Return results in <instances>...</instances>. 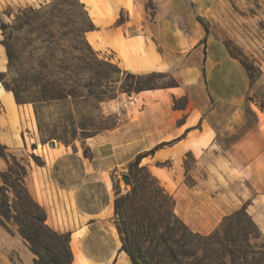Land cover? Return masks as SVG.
<instances>
[{
	"label": "rangeland",
	"instance_id": "1",
	"mask_svg": "<svg viewBox=\"0 0 264 264\" xmlns=\"http://www.w3.org/2000/svg\"><path fill=\"white\" fill-rule=\"evenodd\" d=\"M79 1L84 4L90 18L100 15L105 4V0H88L94 12L87 8L84 0ZM106 1V12L117 14L114 26L124 24L131 16L138 23L140 31H143L140 32V36H147L151 42L163 43L164 47H167L173 43L177 44V36L180 37V57L173 59V65L169 69L154 71L162 73V76L154 78L157 84L168 85L174 81L180 83L182 76H179V73L192 72V63L196 62V58L195 56L189 58L188 53L195 38L194 30L197 29L201 35L197 43L200 45L197 55L199 62L197 72L200 74L199 84L202 85V78L205 80L203 97L213 110L207 119L218 132L216 142L201 154L193 155L187 152L181 159L151 161L153 169L163 167L178 173L179 180L169 186L170 191L176 185H182L187 190L183 198L184 205L181 209L175 210L176 214L193 233L199 235L211 233L218 227L224 216L243 205L246 206L247 211L249 204H256V210L261 209L264 214V196H260L255 202L252 200L256 195L264 193V137L257 131L262 128L255 109L264 114V0ZM45 2L49 0H0V22L7 26L5 36H8L18 57L15 62L17 66H37L39 61L29 59L28 51L32 50L33 46L39 45L40 41H36L31 47H23L26 44L25 29H17L14 14L19 8L39 7ZM197 18L201 23L197 21ZM162 27L163 29H160ZM161 32H164L162 38ZM157 33L160 37L155 36ZM3 39L4 35L0 29V47L4 50L0 56V86L2 88H4L2 81L11 82L13 78V74L7 73V56L2 43ZM88 43L90 44L89 41ZM60 44L64 49L68 46L65 41H61ZM90 46L92 47L91 44ZM158 48L161 47L158 46ZM92 49L96 51L93 47ZM41 52L42 49H38L34 51V54L37 56ZM96 52L99 58H109L112 62H116L112 51ZM58 54V58L62 59L61 53ZM206 54L209 55L207 66L204 65ZM222 55L229 64L227 90L219 86L220 69L216 62L221 60ZM59 63L60 61L55 62V64ZM69 63L73 67L80 65L78 59L70 60ZM150 72L153 71L141 73ZM189 74H186L184 79L191 80L192 76ZM88 76L84 75V79L87 80ZM117 76L121 79L123 74ZM95 85L96 88L105 89V86L97 83ZM117 86L118 84H112L111 88H117ZM6 91L14 98L11 90ZM127 96L134 98L136 94L128 95L120 92L116 98L101 102V115H95L96 112H90L89 108L82 109V106L77 107L80 112L78 115L72 104L64 109L50 106L44 108L42 113L45 121L52 124L62 113L61 111L67 113L72 108L73 115H77L78 118L92 115L95 124L106 126L111 124L110 115L114 113H117L122 121H126L130 112L125 106L118 107L117 99ZM194 96L200 100V94L194 92ZM174 98L175 100L172 99L173 108V102L177 106L188 103L185 95ZM143 105L139 102L134 106L136 116L139 115L138 111ZM233 111L236 117L226 123L227 117ZM4 112V107L0 103V116H4ZM7 118L9 122L13 121L15 126L13 129L0 126V142L8 147L7 151L14 155L17 161L25 165L27 172L25 182L28 191L44 208L46 224L55 231L73 233L70 236L69 245L73 255L74 252L79 255L77 264H91L82 257L77 238L90 237L97 241L101 240V244L109 241L112 247L115 243L120 246L114 226L113 198L115 189L119 188L122 193H125L130 188L123 180V176L128 175V163L108 168L106 171L102 170L106 168L97 157L95 143L91 139H88L90 143H86L88 137L83 141L76 140L74 144L68 146L54 140L55 145L49 146L50 140L42 138L39 134L31 103L18 104L15 101V108L13 112L8 111ZM2 122L5 125V121ZM48 128L51 129V125ZM222 129L223 133H219ZM106 131L105 129L99 133ZM5 138H8L9 142L5 141ZM8 160L12 162L9 156ZM147 160L148 158L143 159L140 165H146ZM232 166L239 171L247 166V174L243 176L236 173V170H232ZM6 168L5 160L0 158V170ZM106 176H108L107 180L102 181ZM246 188L252 190L253 194L240 203V190H246ZM247 213L250 215L248 211ZM258 214L261 215L260 212ZM89 218L100 219L90 230L86 226ZM254 222L258 226L256 220ZM7 226L6 231L27 246L18 233L17 225L9 222ZM258 228L262 233L260 240L264 241V226L261 228L258 226ZM227 244L232 246L229 242ZM236 245L240 249V242ZM213 248L215 251H209L207 255H202V251L199 250L196 257L182 258V264H240V257L231 258L226 253L221 256V249L217 246L216 250L214 245ZM118 251L115 250L110 264L114 262L130 264L126 253L124 251L118 253ZM41 253L44 258L49 255V252L43 249ZM33 256L37 258L36 255L33 254ZM250 264H254L253 261Z\"/></svg>",
	"mask_w": 264,
	"mask_h": 264
},
{
	"label": "trees",
	"instance_id": "2",
	"mask_svg": "<svg viewBox=\"0 0 264 264\" xmlns=\"http://www.w3.org/2000/svg\"><path fill=\"white\" fill-rule=\"evenodd\" d=\"M197 21L200 22L199 18ZM17 29L24 30L23 46L31 47L36 41L40 44L28 51L29 59H37V66H17L18 57L8 38L7 26L0 22L4 35L2 43L7 56V73L13 74L11 82L2 81L6 90H11L15 101L31 103L40 136L56 140L64 145H72L76 140L83 141L102 130L114 129L122 121L117 113L110 115L109 125L95 124L92 115L78 118L72 108L62 113L50 124L42 113L44 108L68 105L89 108L95 115H101L100 103L114 99L120 92L128 95L143 90L175 87L179 83L163 85L154 82L161 72L134 73L122 69L111 59H101L86 39V32L96 26L89 17L84 4L79 0H49L39 7L19 8L14 14ZM201 23V22H200ZM61 41L68 43L64 49ZM42 49L35 56L34 51ZM61 53L62 59L58 58ZM78 59L80 65L73 67L70 60ZM60 61L59 64H55ZM89 75L84 79V75ZM123 74L120 79L117 75ZM114 78V79H113ZM105 89L96 88V83ZM118 84L117 88H111ZM173 100L175 98L173 97ZM174 109H183L173 102ZM51 125V129L48 128ZM169 142H161L146 152H140L127 164L129 190L122 193L115 189L113 198L114 226L120 240L119 251H124L130 264H182V258L189 259L207 255L221 249L231 258H239L240 264H264V241L261 231L246 206L223 217L221 223L211 233H193L175 212V199L147 165H140L144 157ZM0 142V158L7 168L0 170V225L8 230L7 223L17 225L18 233L29 250L37 256L33 264H70L73 260L70 232H59L46 224V212L28 191L25 177L26 167L7 151ZM11 157L12 162L8 160ZM229 242L232 246H228ZM240 242V249L236 247ZM239 245V244H238ZM41 249L48 251L44 258Z\"/></svg>",
	"mask_w": 264,
	"mask_h": 264
},
{
	"label": "crops",
	"instance_id": "3",
	"mask_svg": "<svg viewBox=\"0 0 264 264\" xmlns=\"http://www.w3.org/2000/svg\"><path fill=\"white\" fill-rule=\"evenodd\" d=\"M84 2L89 10L91 9L95 12L88 0H84ZM105 4H107L106 0ZM105 4L100 15L91 16L96 28L85 34L96 51H112L118 65L122 69L134 73L167 70L173 65V59L180 57L179 36L176 39L177 44L173 43L167 47H164L163 43L151 42L147 36H140V32L143 31H140L138 23L131 16H129L124 24L114 26L117 14H108L105 10ZM160 29H163V27ZM194 33L195 38L193 39L188 57L192 58L195 56L196 62L194 61L195 63H192V72L183 71L178 74L182 76V80L178 86L143 90L136 93L134 98L131 96L118 97V107L125 106L130 112L126 121L114 129H109L106 132L88 137L86 140V143H90L88 139H91L95 143V152L104 164V168L106 169L102 170L105 171L108 168H114L128 163L136 154L149 151L161 142L172 141L169 144L162 145L153 154H149L143 159L148 158L146 162L148 168L173 195L175 199V210L183 207V198L186 196L187 190L182 185H176L170 191L169 186L179 180L178 173L166 170L163 167L153 169L154 166L151 161L162 162L169 159L173 161V159H181L187 152H191L193 155L204 153L205 150L215 144L216 135L218 134L215 127L207 119L213 110L203 97L206 86L204 78L201 77L202 85L199 84L200 74L197 72L199 63L197 55L200 51V45L197 43L201 35L197 29L194 30ZM160 35L162 38L164 32H161ZM155 36L160 37L158 33ZM158 46L161 48L159 49ZM3 53L4 50L0 47V56ZM206 56V60L204 61L205 66L208 65L209 59V55L206 54ZM223 58L222 55L221 60L217 61L216 65H219L220 69V76H218L219 86L227 90L229 64L226 58L225 60ZM188 73L192 76L191 80L184 79V76L186 74L188 75ZM194 92L200 94V100L195 98ZM182 95L187 97L188 103L183 109H174L172 107L173 97H180ZM207 98L209 99L208 95ZM139 102L144 105L138 111L139 115L136 116L135 110L133 109ZM0 103L5 110L4 116H0V126L13 129L15 126L14 122L8 121L7 113L8 111L13 112L15 101L12 94H9L1 86ZM255 109L258 112L260 126L263 129H258L257 131L264 137V114L257 108ZM235 117L236 115L233 111L227 117L226 123H229ZM180 119L182 120L180 121ZM2 121H5V125ZM241 123L240 115V127ZM219 133H223V129ZM4 140L9 142L8 138ZM249 165L248 163L247 166L249 167ZM246 167L240 169V171L236 167L232 166L231 168L233 171L236 170V173L245 176L247 174ZM107 177H104L102 181H106ZM252 194L253 191L249 188L240 190V203L244 202ZM260 196H264V193L256 195L255 199L252 200L255 202ZM249 207L252 208V211ZM249 207H247V211L256 220L258 226L260 228L264 226L263 210H256L257 205L253 203L249 204ZM259 212L261 215L258 214ZM99 221L100 219L89 218L86 226L90 230ZM72 235L73 233L70 236ZM77 244L82 257L91 264H110L111 259L115 255V250H119L120 247L117 243L112 247V243L109 241L101 244V240L97 241L90 237L77 238ZM33 258V254L24 242L16 236L9 234L0 225V264H32ZM78 258L79 255H77V252H74L73 260L70 264H77Z\"/></svg>",
	"mask_w": 264,
	"mask_h": 264
},
{
	"label": "water",
	"instance_id": "4",
	"mask_svg": "<svg viewBox=\"0 0 264 264\" xmlns=\"http://www.w3.org/2000/svg\"><path fill=\"white\" fill-rule=\"evenodd\" d=\"M48 145L53 147V146L55 145L54 140H53V139L50 140V141L48 142ZM123 180H124V183H125L126 185H128V182H129V181H128V177H127L126 175L123 176Z\"/></svg>",
	"mask_w": 264,
	"mask_h": 264
}]
</instances>
